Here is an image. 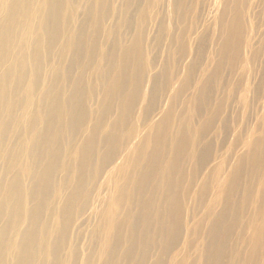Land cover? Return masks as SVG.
Here are the masks:
<instances>
[{
    "label": "bare ground",
    "instance_id": "bare-ground-1",
    "mask_svg": "<svg viewBox=\"0 0 264 264\" xmlns=\"http://www.w3.org/2000/svg\"><path fill=\"white\" fill-rule=\"evenodd\" d=\"M0 264H264V0H0Z\"/></svg>",
    "mask_w": 264,
    "mask_h": 264
}]
</instances>
